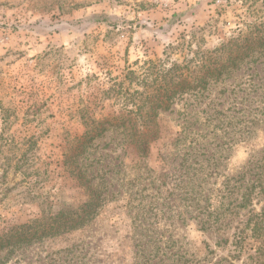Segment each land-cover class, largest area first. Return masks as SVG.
Returning a JSON list of instances; mask_svg holds the SVG:
<instances>
[{
  "label": "rangeland",
  "instance_id": "rangeland-1",
  "mask_svg": "<svg viewBox=\"0 0 264 264\" xmlns=\"http://www.w3.org/2000/svg\"><path fill=\"white\" fill-rule=\"evenodd\" d=\"M259 20L264 0H0V236L87 202L66 158L103 121L160 131L145 158L117 147L113 129L96 140L91 158L109 167L92 181L97 215L0 251V264H264L246 227L264 198L243 209L237 187L264 149V99L244 116L225 95L249 72L147 114L163 72L188 64L192 81L196 64ZM254 67L264 85V57Z\"/></svg>",
  "mask_w": 264,
  "mask_h": 264
},
{
  "label": "trees",
  "instance_id": "trees-1",
  "mask_svg": "<svg viewBox=\"0 0 264 264\" xmlns=\"http://www.w3.org/2000/svg\"><path fill=\"white\" fill-rule=\"evenodd\" d=\"M264 57V20H259L247 28H241L235 37L230 38L215 51L209 54L208 60L196 64V76L192 81H188L187 75L183 72V66L175 64L171 69L162 73V86L153 97H148L150 105L148 112L151 117L158 115V111H170L178 101L184 98H195L210 92L217 84H225L235 75L249 72L248 79L244 82L236 81L232 88L226 89L227 99L233 97L232 101L237 102L236 106L244 111V116H250L253 110H257V101H263L264 93L259 92L263 84H257L255 77L258 75V68L254 67L257 62ZM148 64V63H146ZM189 68V66H188ZM187 68V69H188ZM175 72L173 79L171 75ZM167 75L172 81L167 82ZM258 85V86H257ZM144 130H138L130 120L122 119L121 122L107 120L100 123L94 132H90L81 138L80 144L69 157V165L73 169V175L84 179L86 191L89 194L87 202L80 206L77 211L68 215L59 212L52 221L41 224L38 221L32 225H24L16 228L13 232L0 236V251L13 247H23L35 240L49 237H56L66 232L78 230L86 226L97 215L101 206L100 189L94 188L93 179L105 177L109 167L103 165L102 159L91 158L89 148L94 146V142L103 137L110 130L117 131L121 138L117 140V147L127 150L132 147L137 154L145 158L148 154L149 146L159 138L160 131L157 123H144ZM131 140V143L127 141ZM101 165V166H100ZM91 177L89 178V176ZM239 189H243L241 194V208L253 207L254 200L264 198V149L258 155H253L249 160L246 169L238 175ZM231 179L228 178L227 183ZM196 193V192H195ZM246 227L251 230L252 236L260 238L264 243V204L260 213L254 214L246 223ZM243 236L237 238V242L242 243ZM264 246V244H261Z\"/></svg>",
  "mask_w": 264,
  "mask_h": 264
}]
</instances>
